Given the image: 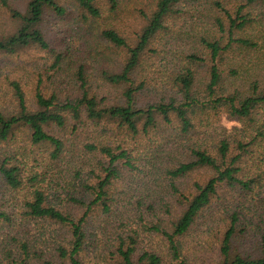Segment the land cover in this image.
Listing matches in <instances>:
<instances>
[{"label":"trees","instance_id":"trees-1","mask_svg":"<svg viewBox=\"0 0 264 264\" xmlns=\"http://www.w3.org/2000/svg\"><path fill=\"white\" fill-rule=\"evenodd\" d=\"M68 1L77 6L84 19L100 17L97 0ZM106 1L109 11L114 12L117 0ZM180 1L158 0L150 16L145 17L144 27L135 35L133 46L113 30L103 32L110 44L127 51L119 72L103 74L110 86L121 89L120 103L102 106L103 100L90 95L81 70L78 96L61 101L53 94L45 97L36 89L32 109L27 106L20 86L15 82L11 84L15 112L12 115L0 113V181L6 190L14 193L25 190L27 195L16 205V212L0 210V229L7 230V242L0 245L1 264H86L83 257L90 248L96 249L98 242L104 245L113 264H189L183 240L201 225L203 215L212 205L225 200L220 197L221 192L229 193L232 204L253 193L260 177L257 174L244 177V164L248 160L255 169L259 167L255 163L260 153L256 148L264 144V120L257 123V117H264V86L252 83L245 96L238 90L228 91L225 86L227 77L236 75L225 66L226 59L236 54L228 51L235 46H253L249 40L235 36L250 22L239 17L241 9L234 18L225 12L226 29L221 20L215 22L218 38L201 39L204 55L184 57L185 66L172 76L170 96L138 104V96L146 88L143 82L135 81V73L151 41L166 29L167 19L181 11ZM1 2L9 8L6 0ZM49 9L59 16L64 14L57 0H30L23 13L9 9L17 28L12 34L0 37V53L14 55L31 46L47 50L41 23ZM202 70L206 82L198 87L197 74ZM218 111L248 124L242 139L222 136L213 148L188 143L185 158L174 160L173 167L164 171L169 177L172 197L152 202L155 209L149 214L150 220L142 221L139 230L129 228L128 232L118 233L116 221L122 227L124 224L112 189L120 180L123 168H133L130 150L123 145L138 135L148 138L150 132L171 126L172 119L178 125L179 134L188 135L195 130L198 117ZM87 126L98 129L105 140L80 145L77 140L50 133L54 128L60 132L70 129L71 136ZM17 131L25 134L29 147L3 152L2 145L12 141ZM120 136L123 140H119ZM76 152L77 156L83 153L93 158L88 168L89 180L80 178V192L75 195L66 193L63 198L60 196L61 200L50 198L48 189L43 186L44 174L65 158L66 163H70ZM74 168V178L79 179L82 167ZM155 171L160 173L162 169ZM195 172L208 176L186 188L178 184ZM159 203L162 204L157 209ZM79 210L81 213L76 212ZM238 217L237 210H233L230 222L224 226L218 264H264V227L251 233L241 228ZM32 231L36 234H31ZM140 232L161 238L164 252L140 246ZM245 237L250 241L248 249L243 245ZM43 243L48 244V250L38 248Z\"/></svg>","mask_w":264,"mask_h":264},{"label":"rangeland","instance_id":"rangeland-1","mask_svg":"<svg viewBox=\"0 0 264 264\" xmlns=\"http://www.w3.org/2000/svg\"><path fill=\"white\" fill-rule=\"evenodd\" d=\"M29 1L6 0L9 7L6 8L0 0V37L12 34L17 28L9 9L23 13ZM157 1L117 0L116 10L110 12L106 0H97L100 17L84 19L74 3L57 0L58 5L64 9V14L59 16L51 9L46 10L41 23V31L48 44L47 50L31 46L14 55L0 53V113L12 115L15 112L11 85L13 82L20 86L26 104L31 109L35 108L36 89L45 97L53 94L61 101L78 96L81 85L78 80L79 70L86 80L90 95L103 100L102 106L120 103L121 89L110 86L103 79V74L119 72L127 51L110 44L104 39L103 32L113 30L133 46L135 35L144 27L145 17L150 16ZM179 9V13H174L167 19L166 29L151 41L149 50L135 73V81L143 82L146 88L138 96V104L170 96L172 76L185 66L184 57L188 54L204 55L201 39L218 38L215 22L221 20L226 29L228 22L225 12L234 18L240 9L239 17H245L250 22L235 33V36L249 40L253 46H235L228 51L236 54L226 59L225 66L228 70H234L236 75L227 77L225 86L228 91L238 90L243 96L254 82L260 87L264 86V0H181ZM205 82L206 75L202 70L197 74L196 83L201 87ZM257 119V123L262 122L264 117ZM196 120L195 130L188 135H180L178 125L172 119L171 126L150 132L148 138L138 135L135 140L123 145L130 150L133 168L130 170L124 167L120 180L112 189V194L118 201L117 211L124 224L122 227L116 221L118 233L128 232L129 228L139 230L142 221L150 220L149 214L155 209L152 202L172 197L169 177L164 175V171L173 167L174 160L185 158V146L188 143H200L213 148L222 136H227L230 140L242 139L248 126L247 123L228 118L224 111L211 112ZM200 122H203L201 126ZM97 130L87 126L70 136V129L60 132L54 128L50 133L63 139L77 140V144L82 145L104 141L105 136L100 135ZM119 140H123L122 136ZM28 147L25 134L17 131L12 141L2 145V151ZM256 149L260 152L259 158L255 159L259 167L255 169L247 160L244 164V177H254L257 174L260 177L259 183L253 193L246 194L234 204L230 203L229 193L225 190L221 192L220 197L225 200L212 205L203 215L201 225L183 240L184 254L189 264H218L222 231L225 224L230 222L231 213L235 209L239 213L238 224L241 228L253 233L260 226L264 227V144ZM77 154H74L70 163L67 164L65 158L63 163L51 166L49 173L44 174L43 186L48 189L50 198L61 200L60 196L63 198L66 193L75 195L80 192V178L89 180L88 168L93 164V158L88 154ZM74 167H82L79 179L74 178ZM157 168L162 169V172L156 173ZM207 176L204 172H195L179 180L178 184L186 188L193 182L203 181ZM26 195L25 190L18 193L6 190L0 181V210L16 212V205ZM161 204H158L157 209ZM76 212L81 213V210ZM158 214L163 215L161 212ZM94 224H91L90 230ZM36 228L33 226V230ZM6 232L4 228L0 229V245L7 242ZM31 234H36V231ZM139 236L140 246H151L164 252L161 238L141 232ZM47 245L43 243L38 248L45 251L48 250ZM96 245V249L90 248L86 252L83 261L86 264H113L108 259L104 245L99 242ZM243 245L249 248L250 241L247 237Z\"/></svg>","mask_w":264,"mask_h":264}]
</instances>
